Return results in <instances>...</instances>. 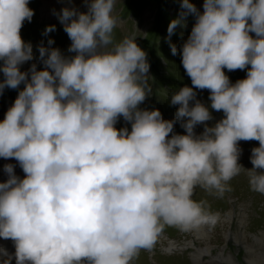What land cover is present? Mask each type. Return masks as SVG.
<instances>
[{
    "label": "clouds",
    "instance_id": "1",
    "mask_svg": "<svg viewBox=\"0 0 264 264\" xmlns=\"http://www.w3.org/2000/svg\"><path fill=\"white\" fill-rule=\"evenodd\" d=\"M29 3L0 0V95L24 85L0 122V158L25 174L6 164L0 182V238L14 242L15 264H136L168 229L215 231L222 215L198 190L224 199L245 174L264 197V0H204L202 14L181 0L167 32L195 16L180 50L192 86L171 95L179 106L171 121L140 108L152 94L150 64L136 34L116 40L118 0H86V13L62 9L75 55L41 46L44 70L22 72L34 58L21 36L34 16ZM224 69H247L246 78L232 84ZM194 89L208 90L210 105ZM211 110L224 118L210 127ZM121 117L131 131L116 128ZM177 122L186 134H174ZM241 141L259 143L251 169L239 163ZM0 258L12 264L4 248Z\"/></svg>",
    "mask_w": 264,
    "mask_h": 264
},
{
    "label": "rangeland",
    "instance_id": "2",
    "mask_svg": "<svg viewBox=\"0 0 264 264\" xmlns=\"http://www.w3.org/2000/svg\"><path fill=\"white\" fill-rule=\"evenodd\" d=\"M199 1V5H195L194 3L193 4L202 14L204 0ZM88 2L90 3V0H88ZM190 3H192L191 0ZM28 6L34 11V16L31 22H24L23 28L21 29V36L25 43H31L34 58L32 61L24 63L21 66L20 70L22 72H28L33 64L36 65L38 71L44 70V65L39 54V48L41 46L45 48H57L65 57L74 56L75 53L68 52L71 41L64 31L63 25L60 23L59 14L64 8H74L78 12L86 13L88 11V4L86 3V0H30ZM181 11H184V9L181 8V0H118V3L116 5V14L121 19V24L115 32L116 40L119 41L126 35L136 34L138 36L136 43L147 53V59L150 64V71L148 73V76L151 78L149 83L152 87V94L145 100L143 104L140 105V108L149 111L158 109L161 112L163 119L170 121L176 119V112L179 107L178 105H171V95L184 86H192L190 78L187 76L185 70L183 69L180 50L183 43L187 41L191 33V29L195 23V16L190 14L186 18V27L180 28L178 26L175 30V33L170 38L167 32L169 23L172 20L177 19ZM51 26H55V30L45 34L46 29ZM136 28L139 33L136 32ZM145 34H147V36H145ZM49 40L54 41V43L49 45ZM170 45L176 46L178 50L177 55L172 54ZM224 71L225 74L229 77L232 84H235V82L238 80L246 78L247 69L243 71L236 70L232 72L224 69ZM2 80L3 74L0 73V81ZM23 87L24 85L21 84L18 89L5 88L3 94L0 95V122L3 121L6 112L13 105L19 91L23 90ZM194 91L197 92V100L204 103L206 106L210 105L211 102L208 99V97L210 96V92L208 90L194 89ZM211 111L213 119L207 122L208 126L210 127L214 126L216 122L224 118L222 112H216L214 110ZM125 127H127L129 131H131V124L126 122L121 117L116 124V128L121 129ZM203 130L204 125H198L195 128V133L197 135H200ZM174 134H186L185 130L180 126V122H177L174 125ZM258 146L259 143L257 141L239 142V147L242 150V154L240 157L243 162L241 163L242 166L243 164H246L248 166V169H251L253 167L250 163L251 150L254 147ZM6 164L14 165L15 175L20 177L21 179L24 178L25 174L23 173L22 169L15 159L0 158V182H6L8 179V175L3 171V168ZM242 175L244 176V174ZM242 175H240V178H238L239 180H237L238 184L236 183V178L233 181L235 183L231 181V184H234V187H236L235 184L244 186V184L241 183L244 182V178ZM241 177L243 180L241 179ZM246 180L247 179H245V183L248 182ZM237 199L238 198L236 197V200ZM239 200L240 199H238L236 202H233L232 199H226L225 204L233 206L234 208L233 220L230 221L231 225H229L228 223H226V219H224L222 221L223 223L221 222L214 232L215 237L218 236L221 231L223 233L226 228H230L233 232H236L237 239L235 238V236H231L228 241L225 242L226 253H232L235 260L240 264H249V251L246 248V245L243 243V240L239 233V231L241 230L240 224L242 222L246 223L248 227L250 226V228H252L251 230L253 233H255L254 235H259L260 238L251 241L253 245L252 249L255 250L258 254L263 255L264 235L262 234V232L261 234L257 233H259L258 231L264 230V225L262 224L258 226L257 223L262 221L264 223V214L262 215L263 218L261 219V217H259V215L261 214L256 210L254 204L249 203L247 205L248 207L243 206L238 202ZM262 200L264 202V197H262ZM246 211L248 212V217L244 218V212ZM184 235H186L188 240H194L198 247H206L205 244L207 243V241H209V239L210 241L208 243L210 244L212 242L216 245H222L221 238H219L218 240L217 238L214 239L212 236H210L209 238V233L207 231ZM163 236H166V238H170L172 236L171 238L174 240L181 238L179 234H176V232L174 231H170V229L166 230ZM182 238H185V236H183ZM157 246L158 247H156L152 253H149L150 258L146 260L147 264H155L153 259L151 260V257L156 251L160 254L165 253L167 254L165 256H170V258L172 257V255L175 256L174 254H177V256L179 254V252L173 254V247L163 251L166 247L165 243L161 245V243L159 242ZM0 248L6 249L7 252L13 256L12 264H15L14 242H12L11 240L0 238ZM215 249L213 250V252L217 254L218 251L217 249ZM191 251H187L185 255L189 257L188 253H191ZM199 251L200 250H197V252ZM202 258L203 259H201L200 261L204 263L197 261V264L214 263V259L206 253ZM189 260L191 264H194L193 261H191V258ZM0 264H2V258H0ZM158 264H163V262L158 261ZM173 264H175V262Z\"/></svg>",
    "mask_w": 264,
    "mask_h": 264
},
{
    "label": "bare ground",
    "instance_id": "3",
    "mask_svg": "<svg viewBox=\"0 0 264 264\" xmlns=\"http://www.w3.org/2000/svg\"><path fill=\"white\" fill-rule=\"evenodd\" d=\"M239 162H240V164L243 163L242 159H240ZM243 167L248 169L247 168L248 166L246 164L245 165L243 164ZM238 178H240V176L236 177V183H237V180H239ZM243 178H244V182H241V183H243L244 186H239V185H237L238 184L237 183V184H235L236 187H234V184H231V186L233 187V192L230 194H226L224 199H214L213 197L207 196L205 193H203L200 190H198L196 198L197 199H200V198L209 199L210 203L213 206V209L217 210L221 213L222 221L224 219H226V223H228L229 225H231L230 221L233 220L234 208H233V206L225 204L227 198H229L230 200L232 199L233 202H236L238 199H240L238 202L240 204H242L243 206H247L249 203L254 204L256 210L259 211L261 214V215H259V217H261V219H262L263 218L262 215L264 214V205H263L264 202L262 200V196L251 192L249 189L248 182L245 183V179H247V176L245 174H244ZM241 179H242V177H241ZM246 181H248V179ZM233 183H235V182H233ZM236 197L238 198L237 200H236ZM238 202H237V204H238ZM258 206H261V207H258ZM244 213H245L244 218H247L248 212L246 211ZM257 224H258V226H260L262 224L264 225L263 221L258 222ZM240 225H241V230H240L241 232L239 231V233L241 235L243 243L246 245V248L249 251L248 252L249 264H264V254L263 255L258 254L255 250L252 249L253 245H252L251 241L252 240L254 241L255 239L260 238L259 235H254L255 233L252 232V230H251L252 228H250V226L248 227V225L246 223L242 222ZM170 231L176 232V234H179L181 236V238L174 240L171 238L172 236L170 238H166V236L165 237L162 236L159 242L161 243V245L163 243L166 244V247L163 251L173 247V249H174L173 254L176 252H179V254H178V256H177V254H174L175 256L172 255V257L170 258V256L169 257L165 256L167 254H165V253L160 254L159 252L156 251L154 253V255L151 257V260L153 259L155 264H158V261H162L163 264H169L170 262H171L170 264H173L174 262H175V264H191V262L189 260L190 258L194 264H197L198 263L197 261H200L201 259H203L202 257L205 253L214 259L213 264H240L238 261L235 260L234 255L232 253H230V252L228 254L226 253L225 242L228 241V239L231 236H235V238L237 239V233L233 232L230 228H228V229L226 228V230L223 233L221 231L220 234L216 237H215V232L209 233V238H210V236H212L214 239L217 238V240L219 238H221V244L222 245L221 246H220V244L216 245V244H213L212 242L210 244V243H208L210 241V239H209V241H207V243L205 244L206 247H198L197 244L194 242V240H188L186 235L179 233L178 231H175L172 229H170ZM258 232L259 233H257V234H261V232H262V234L264 235V230L258 231ZM183 236H185V238H182ZM223 243H224V245H223ZM156 247H158V246H156ZM215 248L218 251L217 254L213 252V250ZM197 250H200V251L197 252ZM187 251H191V253L190 252L188 253L189 257L185 255ZM149 258H150L149 253H141L139 260L143 261V262H140L138 260L136 262V264H147L146 260H148ZM200 262H202V261H200ZM202 263H204V262H202Z\"/></svg>",
    "mask_w": 264,
    "mask_h": 264
},
{
    "label": "crops",
    "instance_id": "4",
    "mask_svg": "<svg viewBox=\"0 0 264 264\" xmlns=\"http://www.w3.org/2000/svg\"><path fill=\"white\" fill-rule=\"evenodd\" d=\"M191 2L194 3L195 5L196 4H198V5L200 4V1L199 0H198V2H197V0H191Z\"/></svg>",
    "mask_w": 264,
    "mask_h": 264
}]
</instances>
